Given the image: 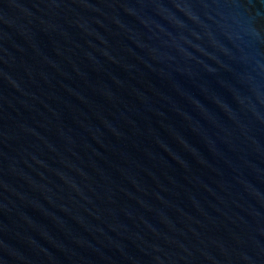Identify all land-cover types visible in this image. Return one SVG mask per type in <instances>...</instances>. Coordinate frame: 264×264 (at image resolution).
<instances>
[{"label": "water", "instance_id": "95a60500", "mask_svg": "<svg viewBox=\"0 0 264 264\" xmlns=\"http://www.w3.org/2000/svg\"><path fill=\"white\" fill-rule=\"evenodd\" d=\"M0 264H264V0H0Z\"/></svg>", "mask_w": 264, "mask_h": 264}]
</instances>
